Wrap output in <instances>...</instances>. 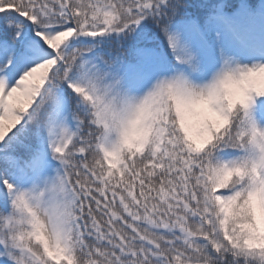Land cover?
Segmentation results:
<instances>
[{
	"label": "snow or ice",
	"instance_id": "snow-or-ice-1",
	"mask_svg": "<svg viewBox=\"0 0 264 264\" xmlns=\"http://www.w3.org/2000/svg\"><path fill=\"white\" fill-rule=\"evenodd\" d=\"M0 264H264V0H0Z\"/></svg>",
	"mask_w": 264,
	"mask_h": 264
}]
</instances>
